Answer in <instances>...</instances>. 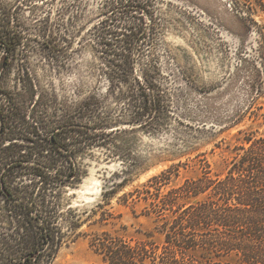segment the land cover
<instances>
[{
  "label": "rangeland",
  "instance_id": "rangeland-1",
  "mask_svg": "<svg viewBox=\"0 0 264 264\" xmlns=\"http://www.w3.org/2000/svg\"><path fill=\"white\" fill-rule=\"evenodd\" d=\"M2 1L23 38L7 63L0 53L1 87L15 88L20 70L28 67L39 90L56 104L51 119L93 96L92 102L124 121L119 130L97 132L109 144L80 148L76 156L81 179L55 199L65 238L53 264H102L91 244L101 231L133 240L153 231L161 241L156 217L138 193L143 184L172 166L179 174L171 186L200 176L205 165L224 173L241 130L264 134V9L254 0L148 1L136 67L157 66L169 111L143 125L126 122H132L128 111L120 115L124 103L109 94L108 80L98 72L100 55L88 30L101 18V0ZM69 8H77L78 17L64 14ZM52 24L60 35L56 51L49 41ZM70 222L79 227L70 229Z\"/></svg>",
  "mask_w": 264,
  "mask_h": 264
},
{
  "label": "trees",
  "instance_id": "trees-1",
  "mask_svg": "<svg viewBox=\"0 0 264 264\" xmlns=\"http://www.w3.org/2000/svg\"><path fill=\"white\" fill-rule=\"evenodd\" d=\"M148 1L101 0V18L88 30L100 55L98 72L108 80L109 94L125 105L120 115L128 111L132 122H126L142 125L155 124L169 111L157 66L146 68L144 62L136 67V51L141 54L147 34ZM254 2L264 9V0ZM71 9L64 14L78 17L77 8L76 13ZM13 18L2 1L4 63L16 55L23 38ZM49 32L56 51L60 35L54 25ZM17 81L15 88L0 86V264H53L65 238L55 199L81 179L76 156L80 148L109 144L96 138L97 132L119 130L124 121L92 102L93 96L73 111L64 109L63 118L51 119L56 104L39 90L28 67H22ZM240 134L226 172L214 173L205 165L200 176L171 186L179 174L172 166L143 184L139 196L146 212L156 217L163 239L157 241L153 231L138 240L94 233L91 244L102 264H264V134ZM68 227L79 225L70 222Z\"/></svg>",
  "mask_w": 264,
  "mask_h": 264
}]
</instances>
